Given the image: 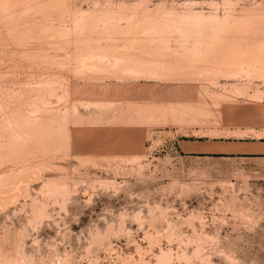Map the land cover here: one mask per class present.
Here are the masks:
<instances>
[{
	"label": "rangeland",
	"instance_id": "obj_1",
	"mask_svg": "<svg viewBox=\"0 0 264 264\" xmlns=\"http://www.w3.org/2000/svg\"><path fill=\"white\" fill-rule=\"evenodd\" d=\"M257 104L264 0H0V264H264V157L180 147Z\"/></svg>",
	"mask_w": 264,
	"mask_h": 264
},
{
	"label": "crops",
	"instance_id": "obj_2",
	"mask_svg": "<svg viewBox=\"0 0 264 264\" xmlns=\"http://www.w3.org/2000/svg\"><path fill=\"white\" fill-rule=\"evenodd\" d=\"M253 110V127L251 128L254 132H264V107L257 104V107ZM180 147L183 152L190 154H213L222 157L228 155L264 157V135L252 136L251 139L239 141L183 139Z\"/></svg>",
	"mask_w": 264,
	"mask_h": 264
},
{
	"label": "bare ground",
	"instance_id": "obj_3",
	"mask_svg": "<svg viewBox=\"0 0 264 264\" xmlns=\"http://www.w3.org/2000/svg\"><path fill=\"white\" fill-rule=\"evenodd\" d=\"M178 17H179V16H178ZM178 17H176V18H178ZM192 17H193V16H192ZM216 17H217V16H211V15L209 16V15H208V16L205 17L204 19H209V20L212 21V20L217 19ZM174 19H175V18H174ZM187 19L189 20L190 18H187ZM187 19H186V20H187ZM184 20H185V19H184ZM188 20H187V21H188ZM192 20H193V21H194V20H197V18H195V19L193 18ZM192 20H191V21H192ZM189 21H190V20H189ZM191 21H190V22H191ZM171 23H172V22H171ZM186 23H187V22H186ZM220 23H221V22H220ZM164 32H165V36L163 35V37H167V38L170 39L172 36L174 37V35H175L176 32H177V33H178V32H181V33H182L183 30H181L179 27L176 28L174 25H170V27L167 28ZM163 34H164V33H163ZM182 35L185 36L186 34H182ZM173 37H172V38H173Z\"/></svg>",
	"mask_w": 264,
	"mask_h": 264
}]
</instances>
